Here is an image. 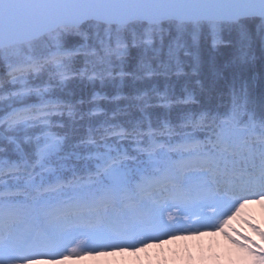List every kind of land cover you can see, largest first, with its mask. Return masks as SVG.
<instances>
[{
  "label": "snow or ice",
  "instance_id": "6c2138e0",
  "mask_svg": "<svg viewBox=\"0 0 264 264\" xmlns=\"http://www.w3.org/2000/svg\"><path fill=\"white\" fill-rule=\"evenodd\" d=\"M258 63L264 0H0V264L229 236L264 208ZM220 81L228 101L213 106ZM74 82L115 94L75 98Z\"/></svg>",
  "mask_w": 264,
  "mask_h": 264
},
{
  "label": "rangeland",
  "instance_id": "374dc122",
  "mask_svg": "<svg viewBox=\"0 0 264 264\" xmlns=\"http://www.w3.org/2000/svg\"><path fill=\"white\" fill-rule=\"evenodd\" d=\"M261 217H264V208L250 205L227 229L231 239L220 232L188 239H164L135 252L89 256L69 260L66 264H252V257L233 241L239 240L243 245L246 243L243 237L248 236L264 246V240H261L248 222L251 219V222L264 230V219Z\"/></svg>",
  "mask_w": 264,
  "mask_h": 264
},
{
  "label": "trees",
  "instance_id": "16d2710c",
  "mask_svg": "<svg viewBox=\"0 0 264 264\" xmlns=\"http://www.w3.org/2000/svg\"><path fill=\"white\" fill-rule=\"evenodd\" d=\"M229 55V51L227 49H223L221 50L220 53L217 54V62L218 63H223L225 59H227ZM137 56V52L136 50H133L131 53V63H135V58ZM205 59H208V54L205 53ZM250 76H254V95L256 97H259L261 95H264V65L258 63L254 72L250 73ZM211 72L207 66V64H205L203 70H202V79H204L205 83H209L211 81ZM173 83L175 84V80H173ZM139 86V85H138ZM159 87L161 88V90H163L164 88V81L161 79V81L159 82ZM69 89L72 90L75 93V98H79L81 95L87 97L90 96L92 91H98V92H107L110 95H114L115 92L113 89L111 88H104L101 89L99 84L96 85L95 89H93L91 86H86V85H81L78 82H74L69 84ZM175 90L177 92V94H180L181 92V88L179 84L175 85ZM131 91L130 88H125V92H129ZM221 98L223 100L224 103H227L228 101V95H227V84L225 83V81H220L219 85H218V90L217 93H215L213 95L212 98V104L213 106L220 103L221 102ZM206 97H202L201 100L202 102H206ZM121 106H124L125 102H120ZM152 111L157 112V111H162L159 109H153ZM139 114L135 111L132 112L131 116L129 117H124L125 119H135L138 118Z\"/></svg>",
  "mask_w": 264,
  "mask_h": 264
}]
</instances>
